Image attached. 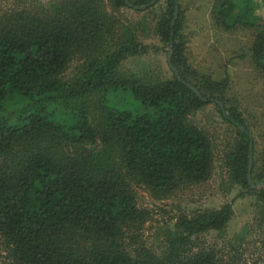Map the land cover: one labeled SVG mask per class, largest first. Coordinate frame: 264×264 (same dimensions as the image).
<instances>
[{"label":"trees","instance_id":"1","mask_svg":"<svg viewBox=\"0 0 264 264\" xmlns=\"http://www.w3.org/2000/svg\"><path fill=\"white\" fill-rule=\"evenodd\" d=\"M160 1L135 10L125 0H53L0 13V264H246L240 247L226 260L204 238L225 229L231 204L180 212L161 255L144 240L152 214L133 186L162 201L210 178L212 144L188 120L209 104L233 129L228 179L255 196L250 243L264 258V129L257 134L228 100L227 72L192 66L189 0H163L156 13ZM127 10L150 21L129 20ZM209 22L248 32L244 57L264 77V0H210ZM141 38L165 48L170 78L123 69L158 49Z\"/></svg>","mask_w":264,"mask_h":264},{"label":"rangeland","instance_id":"2","mask_svg":"<svg viewBox=\"0 0 264 264\" xmlns=\"http://www.w3.org/2000/svg\"><path fill=\"white\" fill-rule=\"evenodd\" d=\"M51 1L53 0H0V13L21 7L41 10L48 7ZM184 4L188 18L185 30L187 51L192 66L215 78L224 77L226 72L230 75L231 87L227 91V98L233 104L241 106L244 116L254 124L258 134L264 129V77L255 74L248 59L244 57L250 45L249 33L238 31L225 34L215 31L209 22L210 0H189ZM163 7L162 0L155 8L156 13ZM124 16L129 20L136 21L145 17V20L150 21L151 15H138L127 10ZM141 42L158 49H150L145 55L129 58L123 64V69L140 76L170 78L165 48L154 38H141ZM77 65L76 61L70 64L66 79L74 76ZM188 120L210 139L214 157L211 176L206 182L180 190L170 199L162 201L152 197L144 187L133 186L138 206L150 210L152 214L144 234L147 246L156 254H162L165 249L164 240L173 228L174 217L180 212L218 210L225 204H231L232 217L225 229L221 232H209L204 238L220 252L219 256L223 259L227 260L234 255L232 247H240L243 263L264 264L259 247L250 243L254 238L249 229L254 214L255 196L240 186L231 184L228 179L226 157L234 142L233 129L220 118L213 104L191 114ZM261 186L258 184L255 187L258 189Z\"/></svg>","mask_w":264,"mask_h":264},{"label":"water","instance_id":"3","mask_svg":"<svg viewBox=\"0 0 264 264\" xmlns=\"http://www.w3.org/2000/svg\"><path fill=\"white\" fill-rule=\"evenodd\" d=\"M125 1H126V4H127L129 7L133 8V9H135V10H144V9H146L147 7L154 5L155 2H156V0H152L148 6L134 7V6H132V5L129 3L128 0H125ZM170 53H171V50H169V52H168V60H169V57H170ZM187 86H188V87H189V88H190V89H191V90H192V91H193L198 97L201 96L200 92H199L196 88H194V87L191 86L190 84H187ZM216 103H217L218 106L223 110V104H222L221 102H218V101H216ZM251 162H252V155H251V150H250V151H249V171H250V168H251Z\"/></svg>","mask_w":264,"mask_h":264}]
</instances>
